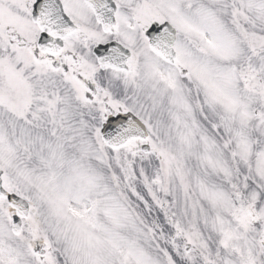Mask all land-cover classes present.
Here are the masks:
<instances>
[{
    "label": "snow or ice",
    "instance_id": "obj_1",
    "mask_svg": "<svg viewBox=\"0 0 264 264\" xmlns=\"http://www.w3.org/2000/svg\"><path fill=\"white\" fill-rule=\"evenodd\" d=\"M0 264H264V0H0Z\"/></svg>",
    "mask_w": 264,
    "mask_h": 264
}]
</instances>
